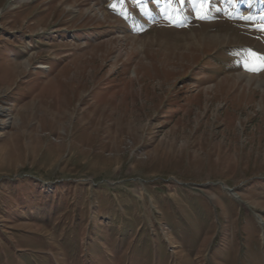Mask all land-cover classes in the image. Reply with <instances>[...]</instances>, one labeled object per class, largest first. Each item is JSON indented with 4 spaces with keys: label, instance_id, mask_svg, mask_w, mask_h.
I'll use <instances>...</instances> for the list:
<instances>
[{
    "label": "rangeland",
    "instance_id": "1",
    "mask_svg": "<svg viewBox=\"0 0 264 264\" xmlns=\"http://www.w3.org/2000/svg\"><path fill=\"white\" fill-rule=\"evenodd\" d=\"M140 2L0 0V264H264V0Z\"/></svg>",
    "mask_w": 264,
    "mask_h": 264
},
{
    "label": "snow or ice",
    "instance_id": "2",
    "mask_svg": "<svg viewBox=\"0 0 264 264\" xmlns=\"http://www.w3.org/2000/svg\"><path fill=\"white\" fill-rule=\"evenodd\" d=\"M184 0H179V3H183ZM199 4H200V7L203 8L204 5H206L208 3V0H198ZM169 3H173V0H169ZM201 18H203V13L201 15ZM260 60V63L254 67V68H250L249 70H261V69H264V57H259L258 58Z\"/></svg>",
    "mask_w": 264,
    "mask_h": 264
},
{
    "label": "trees",
    "instance_id": "3",
    "mask_svg": "<svg viewBox=\"0 0 264 264\" xmlns=\"http://www.w3.org/2000/svg\"><path fill=\"white\" fill-rule=\"evenodd\" d=\"M86 31L85 30H81L79 33H78V37H83V34L85 35Z\"/></svg>",
    "mask_w": 264,
    "mask_h": 264
},
{
    "label": "bare ground",
    "instance_id": "4",
    "mask_svg": "<svg viewBox=\"0 0 264 264\" xmlns=\"http://www.w3.org/2000/svg\"><path fill=\"white\" fill-rule=\"evenodd\" d=\"M263 83V82H262Z\"/></svg>",
    "mask_w": 264,
    "mask_h": 264
}]
</instances>
